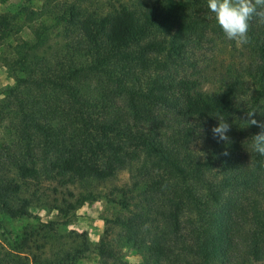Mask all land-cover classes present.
I'll list each match as a JSON object with an SVG mask.
<instances>
[{
    "label": "trees",
    "instance_id": "16d2710c",
    "mask_svg": "<svg viewBox=\"0 0 264 264\" xmlns=\"http://www.w3.org/2000/svg\"><path fill=\"white\" fill-rule=\"evenodd\" d=\"M18 15L62 28L53 41L39 25L15 58L0 57L15 80L0 98V213L66 215L98 200L95 185L131 182L109 193L126 214L98 243L75 234L45 262L110 261L119 242L141 264H264V155L251 141L261 129L242 122L253 109L264 121V23L237 47L207 0H45ZM12 23L0 13V40ZM218 42L233 53L220 66L205 55ZM219 117L229 142L213 138ZM17 254L0 246V264H29Z\"/></svg>",
    "mask_w": 264,
    "mask_h": 264
},
{
    "label": "rangeland",
    "instance_id": "374dc122",
    "mask_svg": "<svg viewBox=\"0 0 264 264\" xmlns=\"http://www.w3.org/2000/svg\"><path fill=\"white\" fill-rule=\"evenodd\" d=\"M45 0H3L0 2V13H6L13 18L12 26L9 31L5 32V36L0 40V57L8 59L15 58L14 47L22 41L33 43L34 29L39 25L49 27L48 37L53 41L58 40L57 34L61 30V26L54 24V20L45 17L41 21L28 23L24 20V15H18L21 6L31 9H39ZM105 1V0H97ZM112 1V0H111ZM155 32L161 33L167 28V23L163 20L155 26ZM206 59L215 57L217 65L221 62H227L233 57L231 49L221 43L217 46L209 48ZM22 77L23 74H16ZM14 77L10 74L6 66L0 62V98L3 91L13 86ZM211 87H214L213 85ZM209 86H203V89L209 90ZM130 187L131 182L127 173H122L115 181L107 182L102 185H95V191L99 193V198L93 202H86L83 206L71 211L66 215L61 214L58 210L50 206H31L29 215L20 218H11L4 213H0V246L5 251H10L13 256L18 252V244L21 239L26 238V247L23 252H19L20 256H27L28 263L34 264L32 259L36 255L35 264H54L53 262H45L46 255H50V259L55 255L54 252L59 251L57 259L63 256V252L67 247L74 246L73 237L80 234L81 238L86 236L90 242L98 243L105 235L108 224L106 221L114 219L116 216H123L126 212L117 204L109 199L111 191H116L114 195H118L120 187ZM72 190V187H70ZM77 194V192L75 193ZM198 197H203V191L198 192ZM120 197V195H119ZM61 199V196H58ZM75 199V198H74ZM73 199V200H74ZM72 200V201H73ZM112 232V231H111ZM113 234L116 231L113 230ZM76 240H80L77 238ZM112 248L116 251V258L110 261L101 259L98 254L86 252L85 257L77 260L74 264H141L142 257L137 250L129 245L119 244L115 242ZM17 254V255H18ZM34 260V259H33ZM56 260V259H54ZM34 261V262H35ZM57 264V263H55ZM64 264H67V260ZM72 264V263H71Z\"/></svg>",
    "mask_w": 264,
    "mask_h": 264
},
{
    "label": "clouds",
    "instance_id": "9594fccd",
    "mask_svg": "<svg viewBox=\"0 0 264 264\" xmlns=\"http://www.w3.org/2000/svg\"><path fill=\"white\" fill-rule=\"evenodd\" d=\"M207 7L229 41H234L237 47L250 43L249 31L254 20L264 23V0H207ZM259 113L253 109L247 111L242 120L246 128L258 127L261 131L251 137L252 148L264 155V121L255 117ZM218 126L211 129L214 139L218 142H229L228 133L232 125L223 117L217 118ZM227 155V153H225Z\"/></svg>",
    "mask_w": 264,
    "mask_h": 264
}]
</instances>
